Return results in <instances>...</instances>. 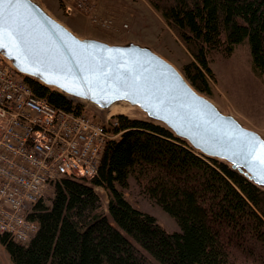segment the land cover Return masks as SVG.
<instances>
[{
    "label": "trees",
    "instance_id": "trees-1",
    "mask_svg": "<svg viewBox=\"0 0 264 264\" xmlns=\"http://www.w3.org/2000/svg\"><path fill=\"white\" fill-rule=\"evenodd\" d=\"M192 56L182 70L211 94L212 52L231 54L248 40L251 68L264 73V0H149ZM35 97L65 111L78 105L26 80ZM90 180L55 182L28 219L38 225L26 244L0 234L11 264H264V192L226 164L195 152L168 129L124 115ZM134 177L172 217L167 232L125 197ZM108 195L106 212L100 197Z\"/></svg>",
    "mask_w": 264,
    "mask_h": 264
},
{
    "label": "water",
    "instance_id": "water-1",
    "mask_svg": "<svg viewBox=\"0 0 264 264\" xmlns=\"http://www.w3.org/2000/svg\"><path fill=\"white\" fill-rule=\"evenodd\" d=\"M0 58L25 80L79 100L103 117L137 110L194 151L226 164L264 192V137L199 94L168 61L134 42L80 37L36 0H21ZM141 120V119H140Z\"/></svg>",
    "mask_w": 264,
    "mask_h": 264
},
{
    "label": "built area",
    "instance_id": "built-area-1",
    "mask_svg": "<svg viewBox=\"0 0 264 264\" xmlns=\"http://www.w3.org/2000/svg\"><path fill=\"white\" fill-rule=\"evenodd\" d=\"M118 116L56 108L0 58V234L26 244L38 227L28 213L47 188L94 178L106 144L119 138Z\"/></svg>",
    "mask_w": 264,
    "mask_h": 264
},
{
    "label": "rangeland",
    "instance_id": "rangeland-1",
    "mask_svg": "<svg viewBox=\"0 0 264 264\" xmlns=\"http://www.w3.org/2000/svg\"><path fill=\"white\" fill-rule=\"evenodd\" d=\"M36 1L78 36L91 37L110 44L131 41L147 46L172 64L183 76V66L192 60L191 54L177 34L149 0H84L86 9L89 8L90 11L80 9L76 0ZM208 59L214 76L213 79H209L211 94H204L192 87L221 111L233 115L244 126L261 133L264 137V73L257 76L252 71L248 40L245 39L236 45L231 54L215 51ZM72 101L78 105V110H86L89 115L99 119L107 118L87 103ZM112 115L144 119V116L135 109L117 108L109 116ZM95 191L101 202L99 213H105L107 192L100 187L95 188ZM51 194L52 187H49L44 192V202ZM124 195L134 207L154 216L164 230L178 231L175 220L145 193L143 186L134 177L129 178ZM9 259L4 247L0 245V264H11Z\"/></svg>",
    "mask_w": 264,
    "mask_h": 264
},
{
    "label": "snow or ice",
    "instance_id": "snow-or-ice-1",
    "mask_svg": "<svg viewBox=\"0 0 264 264\" xmlns=\"http://www.w3.org/2000/svg\"><path fill=\"white\" fill-rule=\"evenodd\" d=\"M20 3L21 0H0V48L7 47L3 40L6 36H11L12 25L16 21V10L19 8ZM254 158L264 167V153Z\"/></svg>",
    "mask_w": 264,
    "mask_h": 264
},
{
    "label": "bare ground",
    "instance_id": "bare-ground-1",
    "mask_svg": "<svg viewBox=\"0 0 264 264\" xmlns=\"http://www.w3.org/2000/svg\"><path fill=\"white\" fill-rule=\"evenodd\" d=\"M115 109H116V107H112V110H114L115 111ZM125 112V111H124ZM114 113V112H113Z\"/></svg>",
    "mask_w": 264,
    "mask_h": 264
},
{
    "label": "crops",
    "instance_id": "crops-1",
    "mask_svg": "<svg viewBox=\"0 0 264 264\" xmlns=\"http://www.w3.org/2000/svg\"><path fill=\"white\" fill-rule=\"evenodd\" d=\"M9 261H10V259H9Z\"/></svg>",
    "mask_w": 264,
    "mask_h": 264
}]
</instances>
